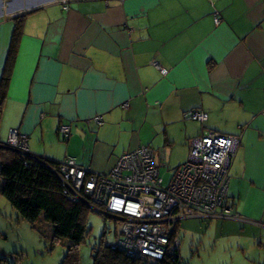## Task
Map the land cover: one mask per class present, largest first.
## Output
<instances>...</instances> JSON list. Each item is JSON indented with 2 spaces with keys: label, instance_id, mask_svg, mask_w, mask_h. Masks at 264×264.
<instances>
[{
  "label": "crops",
  "instance_id": "obj_1",
  "mask_svg": "<svg viewBox=\"0 0 264 264\" xmlns=\"http://www.w3.org/2000/svg\"><path fill=\"white\" fill-rule=\"evenodd\" d=\"M8 74L1 144L18 131L32 156L94 173L142 146L174 170L204 132L241 136L234 218L209 222L233 264H264V0H0ZM195 109L203 126L184 121Z\"/></svg>",
  "mask_w": 264,
  "mask_h": 264
},
{
  "label": "built area",
  "instance_id": "obj_2",
  "mask_svg": "<svg viewBox=\"0 0 264 264\" xmlns=\"http://www.w3.org/2000/svg\"><path fill=\"white\" fill-rule=\"evenodd\" d=\"M185 118L204 123L208 114L194 110ZM95 121L103 123L101 117ZM60 131L70 134L67 126ZM192 141L189 160L168 188L163 187L156 152L146 146L120 157L107 173H94L73 158L59 162L56 173L72 201L82 200L85 193L98 212L122 222V238L110 245L112 250L123 251L137 264H181L179 227L184 220L234 218L222 205L242 137L210 131ZM5 146L42 160L31 155L28 138L18 131L11 132Z\"/></svg>",
  "mask_w": 264,
  "mask_h": 264
},
{
  "label": "trees",
  "instance_id": "obj_3",
  "mask_svg": "<svg viewBox=\"0 0 264 264\" xmlns=\"http://www.w3.org/2000/svg\"><path fill=\"white\" fill-rule=\"evenodd\" d=\"M216 19L219 20L218 15H216ZM21 29L22 22L18 21L16 28L17 36L19 35ZM14 41V47H12L14 49H12L11 54H13L16 48V38H14ZM8 83L9 74L3 78L0 85V116L3 110V103L6 97ZM191 111L193 112L194 110H190L188 112ZM185 114L183 117L184 121H195L186 119ZM206 122L199 123L203 126ZM213 132L219 133L216 131ZM206 133H208V131L198 137H201ZM70 134L62 135L65 139H68ZM198 137H195L192 140H195ZM2 145L4 144H1L0 142V196L5 198L11 207L20 214L21 220L28 222L36 229H38L37 227H39L40 224H45L49 228L48 232L45 233L47 234L46 238H48L47 240H49L51 245L50 251H53L55 243L58 241L67 240L70 243L68 246V253L64 261L61 263L67 264L66 261L71 259L73 256V250L84 242L88 234L87 226L84 220L86 213L95 207L93 206V199L90 196H86L84 193L82 200L72 201L69 196L65 194V185L56 173L59 167V162L42 158V160L35 159L13 150L10 147ZM233 164L234 161L227 174L228 196L222 205V209L229 210L231 212V216H233V206H231L229 202V187ZM183 165L174 169L172 174H170L171 179L169 185L165 186L164 180L161 176V168L157 164L160 169V177L164 188H168L171 185L177 175V172ZM165 168L168 169V167ZM170 171L171 170H169V172ZM102 247L104 248L96 255L97 263L137 264V261L129 259L121 250H112L110 246H106L103 243Z\"/></svg>",
  "mask_w": 264,
  "mask_h": 264
},
{
  "label": "rangeland",
  "instance_id": "obj_4",
  "mask_svg": "<svg viewBox=\"0 0 264 264\" xmlns=\"http://www.w3.org/2000/svg\"><path fill=\"white\" fill-rule=\"evenodd\" d=\"M173 171L169 172L167 168L161 170L165 186L169 185ZM94 209L85 215L88 234L84 242L73 250L67 264H102L97 263L96 259L104 248L102 243L110 246L122 238V222ZM213 224L202 219H188L180 224L181 264H233L238 255L227 240H218V232L211 228ZM37 228L39 230L21 220L20 214L0 196L1 264H61L70 243L67 240L58 241L50 251L51 245L46 238L49 228L45 224Z\"/></svg>",
  "mask_w": 264,
  "mask_h": 264
},
{
  "label": "clouds",
  "instance_id": "obj_5",
  "mask_svg": "<svg viewBox=\"0 0 264 264\" xmlns=\"http://www.w3.org/2000/svg\"><path fill=\"white\" fill-rule=\"evenodd\" d=\"M4 145H2V146H5V143H3ZM180 253V252H179Z\"/></svg>",
  "mask_w": 264,
  "mask_h": 264
},
{
  "label": "bare ground",
  "instance_id": "obj_6",
  "mask_svg": "<svg viewBox=\"0 0 264 264\" xmlns=\"http://www.w3.org/2000/svg\"><path fill=\"white\" fill-rule=\"evenodd\" d=\"M213 221H216V220H213Z\"/></svg>",
  "mask_w": 264,
  "mask_h": 264
}]
</instances>
